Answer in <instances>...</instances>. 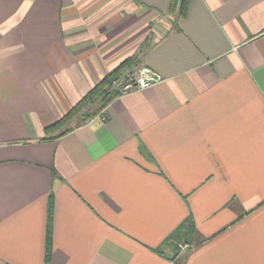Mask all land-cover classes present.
Masks as SVG:
<instances>
[{
    "label": "crops",
    "instance_id": "0c3cea01",
    "mask_svg": "<svg viewBox=\"0 0 264 264\" xmlns=\"http://www.w3.org/2000/svg\"><path fill=\"white\" fill-rule=\"evenodd\" d=\"M180 1L0 0V264H264V0Z\"/></svg>",
    "mask_w": 264,
    "mask_h": 264
},
{
    "label": "trees",
    "instance_id": "16d2710c",
    "mask_svg": "<svg viewBox=\"0 0 264 264\" xmlns=\"http://www.w3.org/2000/svg\"><path fill=\"white\" fill-rule=\"evenodd\" d=\"M180 0H172V9L177 6ZM187 0H181L179 3L180 12L183 13L186 7ZM129 62V61H128ZM128 62H125L116 70L106 76L100 83H98L90 92H88L71 110L65 114L62 119L47 128L46 132H54L59 130V135L63 136L70 132L72 129L80 127L90 120L101 117L109 103L116 98L117 91L112 86V82L119 77L121 70L126 66ZM52 216H53V204L49 202V210L47 215V228H46V244H45V257L44 261L48 262L51 256V230H52ZM188 231L193 229V222L191 216L184 222V225L173 234V237H177L178 231Z\"/></svg>",
    "mask_w": 264,
    "mask_h": 264
},
{
    "label": "built area",
    "instance_id": "2783aa9c",
    "mask_svg": "<svg viewBox=\"0 0 264 264\" xmlns=\"http://www.w3.org/2000/svg\"><path fill=\"white\" fill-rule=\"evenodd\" d=\"M34 1V0H25ZM160 81L157 74L146 66H137L126 70L112 82V87L120 96L146 90Z\"/></svg>",
    "mask_w": 264,
    "mask_h": 264
},
{
    "label": "rangeland",
    "instance_id": "374dc122",
    "mask_svg": "<svg viewBox=\"0 0 264 264\" xmlns=\"http://www.w3.org/2000/svg\"><path fill=\"white\" fill-rule=\"evenodd\" d=\"M111 88H113V87L111 86Z\"/></svg>",
    "mask_w": 264,
    "mask_h": 264
}]
</instances>
